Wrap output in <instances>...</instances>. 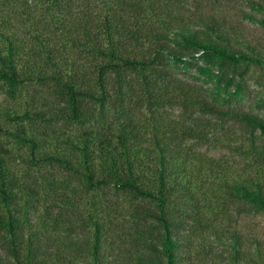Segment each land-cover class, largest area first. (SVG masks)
I'll return each instance as SVG.
<instances>
[{
	"label": "trees",
	"instance_id": "trees-1",
	"mask_svg": "<svg viewBox=\"0 0 264 264\" xmlns=\"http://www.w3.org/2000/svg\"><path fill=\"white\" fill-rule=\"evenodd\" d=\"M43 1L26 14L40 23L35 34L0 23L1 86L12 98L30 86L36 93L31 108L6 115L92 126L43 130L67 136L48 151L0 120V135L21 150L0 142V264H264L263 238L207 212L215 199L264 211V115L240 103L264 69L263 43L226 17L185 14L181 0ZM245 2L264 12V0ZM167 106L181 107L182 119L165 115ZM236 124L245 130L238 139ZM226 127L220 142L237 149L241 166L185 144ZM108 187L137 200L129 218L114 220L84 193ZM108 239L118 241L107 249Z\"/></svg>",
	"mask_w": 264,
	"mask_h": 264
},
{
	"label": "rangeland",
	"instance_id": "rangeland-1",
	"mask_svg": "<svg viewBox=\"0 0 264 264\" xmlns=\"http://www.w3.org/2000/svg\"><path fill=\"white\" fill-rule=\"evenodd\" d=\"M181 2H183L184 5H178V8L176 9H180L185 14L194 16L199 13H205L213 14L218 17H226L229 20H232L234 24L248 31L251 36L255 38L254 40H260L264 45V26L245 18V13H252L264 18V12L254 11L245 0H181ZM44 6L43 0H0V23L11 26L15 31H18L24 36L35 34V30L39 29L37 26H40V23L36 20V23L33 24L30 19H27L26 14L31 10H37L39 14L43 11L42 7ZM180 65L182 66V64ZM180 72V76L182 77H188L190 80H197L200 83L202 82L196 78L198 73L195 70H193V73H190L189 70H181ZM247 86V95L244 100L240 102L241 105L255 113L264 115V108L259 106L261 100L264 99V69H260L259 67L256 68L251 74ZM33 93L36 94L33 92V87L30 86L24 88L22 94L12 98L0 84V120L7 130L15 132L18 129H21V127H25L28 133L32 132L33 137L41 141L40 147L44 148L46 146L45 149H48L49 151L53 150L56 146H58V148L65 146L64 143H68L65 140L67 139V136H59V134H57L52 135V137H47L43 130L48 129L51 131L52 128H56L70 131L77 135L84 132L86 128L92 126L91 123L86 125L75 124L68 126L62 122L52 123L39 120L35 122L25 120L21 124L18 123L20 120H10L6 113L10 112L14 115L13 108L18 110H22V108H31L29 104L32 103L31 100L33 97L31 95ZM162 111L165 112V115L168 114L176 119H182L183 117V114H181L182 108L179 106H167L165 109H162ZM232 129L234 130L237 139L245 133L244 128L239 124L233 126ZM225 132L228 133L227 127L223 130L221 128L214 129L213 133L210 135V139L204 141V139L192 138L187 139L185 144L189 146V149L213 157L223 163L231 164L234 167L241 166V154L237 149L220 142V140L224 138L223 135ZM50 133L53 134V132ZM13 137V135L2 133L0 135V142L8 147L14 146L12 145L15 140ZM14 150L15 153L21 152L17 146H14ZM17 164L16 168L18 170L20 168L21 173L29 171V168L25 163L17 162ZM41 169L49 174L51 172L57 175L63 173L58 166H51L45 163L41 165ZM84 193L90 195V197L95 196V198H97L108 211L110 210L109 214L111 215V218L118 221H122L124 218H129L128 210L133 208L137 203V200H134L130 194L114 189L113 187L103 188L97 192L85 191ZM84 203L87 204V202ZM207 212L211 219L221 221L226 225H232L241 230L245 235L256 234L264 239V211L257 214L243 213L238 211L236 204L225 199H215V202L212 203V208L207 210ZM117 241L118 240H115L114 242L116 243ZM114 242L108 239L103 246L109 249L113 246L111 243Z\"/></svg>",
	"mask_w": 264,
	"mask_h": 264
}]
</instances>
